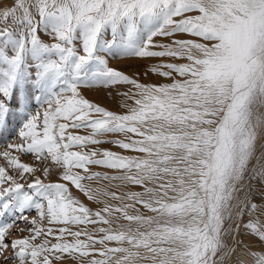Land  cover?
I'll return each instance as SVG.
<instances>
[{
  "label": "snow or ice",
  "instance_id": "obj_1",
  "mask_svg": "<svg viewBox=\"0 0 264 264\" xmlns=\"http://www.w3.org/2000/svg\"><path fill=\"white\" fill-rule=\"evenodd\" d=\"M12 134L0 264H264V0H0Z\"/></svg>",
  "mask_w": 264,
  "mask_h": 264
},
{
  "label": "rangeland",
  "instance_id": "obj_2",
  "mask_svg": "<svg viewBox=\"0 0 264 264\" xmlns=\"http://www.w3.org/2000/svg\"><path fill=\"white\" fill-rule=\"evenodd\" d=\"M8 4H11V0H8ZM6 6V5H5ZM114 66H116V61L112 62ZM121 67H125V70L128 72H132L133 70L136 69L137 65H132L131 67H127L125 65H119ZM86 95L88 96L89 99H92L96 102L101 103L103 106L108 107L111 110H119L118 108V101H114L112 100L110 97H106V95L103 92L97 93L95 91H90L87 92ZM14 138V134L12 135H8V136H4V135H0V150H3V145H5L9 140ZM115 150V149H114ZM22 160L24 162H32V157L31 155H25L22 157ZM6 162L3 161L2 158H0V165L5 164ZM94 170H102V169H94ZM55 179V178H53ZM74 195L78 196L84 203H86L89 207L95 208L96 205L87 201L86 198L83 197L82 194L78 193L75 189H73ZM26 215H30L31 216H35L36 213L33 210L30 214L29 213H25ZM9 219V217H3L0 218V220H7ZM25 225L23 223H21V227H24ZM12 231H16L15 229H13ZM26 234V233H25ZM13 237H8V239H12ZM2 259V258H0Z\"/></svg>",
  "mask_w": 264,
  "mask_h": 264
},
{
  "label": "bare ground",
  "instance_id": "obj_3",
  "mask_svg": "<svg viewBox=\"0 0 264 264\" xmlns=\"http://www.w3.org/2000/svg\"><path fill=\"white\" fill-rule=\"evenodd\" d=\"M53 178H55V177L53 176Z\"/></svg>",
  "mask_w": 264,
  "mask_h": 264
}]
</instances>
